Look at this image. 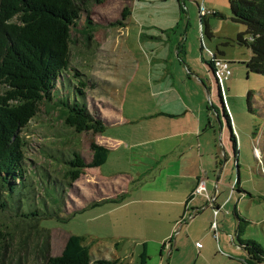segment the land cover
Wrapping results in <instances>:
<instances>
[{"label": "rangeland", "instance_id": "374dc122", "mask_svg": "<svg viewBox=\"0 0 264 264\" xmlns=\"http://www.w3.org/2000/svg\"><path fill=\"white\" fill-rule=\"evenodd\" d=\"M182 3V9L177 0H105L89 5L91 37L87 31L72 32L70 69L59 76L53 90L56 98L73 102L78 72L86 81L82 100L89 113L108 123L117 112L123 114L128 122L107 124L104 133L121 135L134 147L111 149L105 165L85 169L68 186L63 161L74 152L90 161L91 142L103 141V133H79L64 122L61 106L39 105L21 132L31 189L18 211L0 212V264L41 262L45 241V255H59L71 234L85 237L93 261L120 258L123 264H136L146 242L147 264H245L246 252L235 236V208L249 220L243 239L255 240L264 250V74L246 66L252 51L238 35L246 40L249 36L246 25L234 19L228 0ZM125 6L131 14L123 20ZM84 20L82 15L78 28ZM118 20L123 25L116 24ZM183 46L188 60L179 54ZM212 54L230 64L232 75L222 87L209 65ZM181 97L186 103L190 100L193 111L203 113L200 152L213 155L201 160L202 170L195 153L189 157L183 148L189 137L165 160L171 167L164 169L156 162L159 141L145 142L151 111L180 114L182 105L175 99L182 103ZM199 170L206 185L200 195L206 203L201 196H183ZM99 173L130 176L120 204L91 206L115 193L114 185L106 184ZM53 182L59 187L55 191L61 209H56L57 217L41 221L48 231H37L19 214L51 209L47 190L53 189Z\"/></svg>", "mask_w": 264, "mask_h": 264}, {"label": "trees", "instance_id": "16d2710c", "mask_svg": "<svg viewBox=\"0 0 264 264\" xmlns=\"http://www.w3.org/2000/svg\"><path fill=\"white\" fill-rule=\"evenodd\" d=\"M104 1L0 0V212L18 211L20 202L28 197L27 193L31 189L25 165V143L21 132L37 114L39 105L52 103L61 106L64 110V122L79 133H103L106 129L104 122L92 116L82 100L81 88L86 86V81L80 78L78 72L74 73L78 83L76 82L74 89L76 98L73 102L56 98L53 90L59 76L70 69L72 32L79 30L85 34L87 31V35L91 37L90 26L93 24L89 20L91 12L89 5L101 4ZM177 1L180 4L179 8L182 9L183 0ZM228 2L234 19L246 25L249 39H244L242 34L238 35V41L248 44L252 51L246 66L251 72L264 74V0ZM130 14L131 10L125 6L121 13L122 19H126ZM82 15H85L84 26L78 28ZM116 24L123 25V22L118 20ZM209 65L212 67L211 63ZM218 90L223 106L221 91ZM223 115L226 118L229 116L224 107ZM231 140L234 141L233 150H236V141L232 133ZM90 148L92 158L88 162L76 152L68 160L63 161L66 168L64 178L67 179L68 186H71L85 169L99 167L105 162L107 148L96 142H91ZM53 184V189L47 190L53 206L51 209L44 211L29 209L19 214L20 217L31 221L32 227L37 231H48L49 228L41 226V221L57 217L55 211L60 206V199L56 191H59V187L55 182ZM122 197L118 195L114 199L95 201L91 206L107 201L119 203ZM30 206L31 203L28 204V207ZM234 214L237 220L235 236L239 247L247 255L244 263L264 264V250L261 245L255 240L243 239L249 220L236 209ZM41 250V262L37 264H123L121 259L101 258L93 261L90 245L81 235L71 234L59 255H45L47 241L41 244ZM148 258L147 244L143 242L136 264H147Z\"/></svg>", "mask_w": 264, "mask_h": 264}, {"label": "crops", "instance_id": "0c3cea01", "mask_svg": "<svg viewBox=\"0 0 264 264\" xmlns=\"http://www.w3.org/2000/svg\"><path fill=\"white\" fill-rule=\"evenodd\" d=\"M202 26V24H201ZM203 28V26H202ZM185 55V59L183 56L184 60H188V54L185 51V46H183L181 48V50L179 51V54L181 55V53ZM195 85V83H194ZM178 91V90H177ZM179 92V91H178ZM175 101L179 104H181V108H182V112L180 114L177 113H171L170 111H151V113L148 115V117L146 118L145 121V137L147 141H150L152 143L159 141L157 144L159 145V150L157 152H159V158L157 156L156 162H160L161 164V168H170V164L168 162H166L165 160L177 149H180V146L184 143L186 144V140L189 137V140L186 144V146H183V148L185 147L186 151L189 152V157L190 155L193 153H195L196 158L199 160L200 165L197 166L199 167L200 170H202L204 163H201V160H206L207 156H212V153L209 154H201V143H200V127H201V117L203 115L202 111H198L194 110L189 107L190 106V100L189 103L185 102V99H183L181 97V102L177 99H175ZM181 108H178L177 111L175 112H180ZM218 116V114H217ZM148 119V120H147ZM105 125L107 124H114V125H124L126 124L128 121L126 119L125 116H123V114L117 112L114 116L111 117V121L110 123H108V121H104ZM207 125L206 126H210V121L208 119H205ZM204 121V122H205ZM206 130V129H205ZM105 132V131H104ZM103 132V134L101 135L103 138V141L101 142H97L98 144L104 146L105 148L108 149V154H107V158L105 160V162L102 165H105L108 161H109V157L111 156V149H116L117 147H119L120 145H126L127 147H134L133 144H129L126 143L125 139L121 136V135H112V134H105ZM125 140V141H124ZM131 141V140H130ZM129 141V142H130ZM163 141V142H162ZM133 142V141H131ZM142 142V141H140ZM134 143V142H133ZM137 145H140V143ZM91 158H92V152H91ZM190 159V158H188ZM202 164V165H201ZM102 165H100L99 167H92L90 169L93 168H100L102 167ZM175 167V166H174ZM89 169V168H88ZM199 170V173H196L193 176V181H194V185L192 187H190V189H187V191H183L187 194V197H191L194 198L195 195L197 196H201L206 203V199L203 195H200L198 193H194L195 189L197 188V186L199 185L200 181L203 180L204 181V186L205 185V180L203 179V177H201V172ZM125 173V172H123ZM182 174V173H181ZM175 178L179 179V180H183L185 175L181 176L177 174H174ZM99 176L105 180L104 182L106 184H112V186L114 185V188L112 187V190H114V194L113 193H109V194H105L102 198L97 199L96 201H100V200H104V199H108V198H116L118 195H122L123 199L125 197V195L128 192V182H129V178L130 176L127 175H117L116 177H109L107 175H101L99 173ZM206 176H208V172L204 173V177L206 178ZM193 184V182H192ZM110 186V185H109ZM207 190V189H206ZM124 192L123 194H120ZM207 197L210 195V193H206ZM188 199V198H187ZM202 199V201H203ZM121 202V201H120ZM119 203H114V204H120ZM106 203V202H104ZM113 203V202H112ZM205 206V204H204ZM203 206V208H205ZM83 209V208H82ZM236 209V208H235ZM237 210V209H236ZM200 211V210H199ZM197 211V212H199ZM235 211V210H234ZM237 212L240 214L239 210H237ZM236 218V217H235ZM236 224H237V220H236ZM117 245V243H116ZM116 259H120V258H116Z\"/></svg>", "mask_w": 264, "mask_h": 264}, {"label": "built area", "instance_id": "2783aa9c", "mask_svg": "<svg viewBox=\"0 0 264 264\" xmlns=\"http://www.w3.org/2000/svg\"><path fill=\"white\" fill-rule=\"evenodd\" d=\"M199 12L202 16L204 15V11L202 9H200ZM211 64H212L211 68H212V72H213V77L215 78V80H217L218 84H220V87H222L223 83L226 80H228L231 76V70L229 68V64L226 60L218 59V58L214 57L213 54H212ZM220 87L218 85V88H220ZM221 90H222V88H221ZM204 189H205L204 182H203V180H201L199 185L195 189L194 193L201 194Z\"/></svg>", "mask_w": 264, "mask_h": 264}]
</instances>
